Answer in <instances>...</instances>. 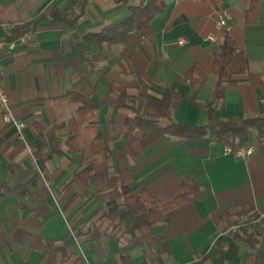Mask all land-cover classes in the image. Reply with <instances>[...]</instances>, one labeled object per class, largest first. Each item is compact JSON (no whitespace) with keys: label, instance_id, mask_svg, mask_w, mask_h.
Wrapping results in <instances>:
<instances>
[{"label":"crops","instance_id":"crops-1","mask_svg":"<svg viewBox=\"0 0 264 264\" xmlns=\"http://www.w3.org/2000/svg\"><path fill=\"white\" fill-rule=\"evenodd\" d=\"M72 1L0 0V37L53 8L67 11ZM165 2L125 44H83L88 33L129 15L114 0H89L74 27L41 18L32 45L3 54L2 84L13 115L25 126L19 133L0 117V264H264V139L242 158L207 136L180 141L148 132L133 159L131 131L123 125L133 115L124 104L141 86L147 96L141 109L158 115L160 125H205L217 47L205 37L216 34L219 45L225 31L243 49L248 70L225 84L213 116L264 118V0ZM221 9L230 20L217 31ZM195 67L206 75L200 85L190 77ZM71 92L97 104L89 123L102 127V139L76 153L64 144L57 152L37 147L36 126H56V136L67 138L79 105ZM103 146L110 149L111 171L127 167L134 192L146 189L164 203L180 191L181 177L191 174L201 197L175 208L167 224L130 236L104 218V203L82 170ZM151 234L166 236L168 252L147 245Z\"/></svg>","mask_w":264,"mask_h":264},{"label":"trees","instance_id":"trees-1","mask_svg":"<svg viewBox=\"0 0 264 264\" xmlns=\"http://www.w3.org/2000/svg\"><path fill=\"white\" fill-rule=\"evenodd\" d=\"M88 1L73 0L67 11L53 8L47 14H40L31 20L13 26L9 34L3 37L13 39L24 31L34 30L41 18L50 21L60 20L66 27L72 28L83 14ZM114 1L122 3L129 10V15L101 32L88 33L84 37V45L103 42L125 44L130 32L148 27L151 19L166 7L165 0H139L137 4H131L130 0ZM204 1L213 3V0ZM247 70L248 61L243 49L237 46L233 38L225 31L222 42L212 52L211 72L216 77V81L212 96L206 103L209 119L205 125H196L186 121H171L166 125H160L158 115L145 113L141 109L147 97L145 86H141L135 99L124 104L133 111V115L127 117L123 123L124 127L131 131L130 144L134 149L133 159L140 156V140L148 132L157 133L164 138L177 137L180 141L207 136L219 144L232 146H244L264 139V118L258 115L245 117L238 122L213 116L217 103L224 95L225 84L234 77L244 75ZM190 77L198 85L206 79V75L196 67L193 68ZM178 92L180 95L183 94L182 90L178 89ZM69 96L79 102V105L75 117L67 123L69 132L67 138L63 141L56 136V126H51L46 131L36 126V136L39 142L37 147L44 144L51 152H57L64 144L68 151L76 153L84 152L90 145L102 139V127L89 123L97 109V104L76 92L69 93ZM109 156L108 147L97 148L82 170L87 173L89 183L97 189L98 198L104 203V218L112 223L121 224L123 231L132 237L143 232H150L154 225L167 224L175 208L201 197L200 188L191 174L181 177L180 191L164 203H159L146 189L134 192L130 187L133 178L127 167H118L111 171L108 164ZM146 243L161 253L169 250L168 241L164 235L151 234L147 237ZM218 250L219 256H222L220 246Z\"/></svg>","mask_w":264,"mask_h":264},{"label":"built area","instance_id":"built-area-1","mask_svg":"<svg viewBox=\"0 0 264 264\" xmlns=\"http://www.w3.org/2000/svg\"><path fill=\"white\" fill-rule=\"evenodd\" d=\"M218 16L214 23L215 29L217 31H222L228 25L230 20V15L225 10H219L217 12ZM34 33L33 30H27L22 32L21 34L17 35L13 39H5L4 37H0V59L2 58L5 52H10L15 49L17 46H29L34 43ZM208 43L213 44L214 46H218L219 38L214 33H209L205 37ZM179 44L184 43V39L178 40ZM2 70L3 64L0 60V117L4 124L6 125H13L16 127L18 132L20 133L23 127L25 126L23 122L17 119L11 110V107L8 102V95L7 92L2 84ZM264 102V99H263ZM223 149L225 153H230L238 157H247L253 151V144L249 143L244 146L238 145H230V144H223Z\"/></svg>","mask_w":264,"mask_h":264},{"label":"rangeland","instance_id":"rangeland-1","mask_svg":"<svg viewBox=\"0 0 264 264\" xmlns=\"http://www.w3.org/2000/svg\"><path fill=\"white\" fill-rule=\"evenodd\" d=\"M0 254H2L3 256H5V253H4V251H0Z\"/></svg>","mask_w":264,"mask_h":264}]
</instances>
